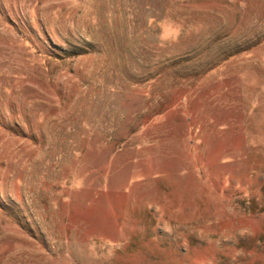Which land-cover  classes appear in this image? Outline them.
<instances>
[{
  "label": "rangeland",
  "instance_id": "rangeland-1",
  "mask_svg": "<svg viewBox=\"0 0 264 264\" xmlns=\"http://www.w3.org/2000/svg\"><path fill=\"white\" fill-rule=\"evenodd\" d=\"M0 264H264V0H0Z\"/></svg>",
  "mask_w": 264,
  "mask_h": 264
}]
</instances>
